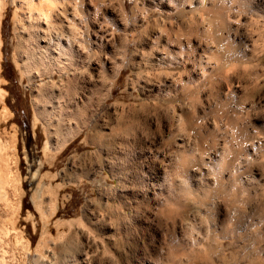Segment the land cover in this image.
I'll return each mask as SVG.
<instances>
[{"label":"rangeland","instance_id":"obj_1","mask_svg":"<svg viewBox=\"0 0 264 264\" xmlns=\"http://www.w3.org/2000/svg\"><path fill=\"white\" fill-rule=\"evenodd\" d=\"M83 1V10L90 16L100 4L98 21L117 37H123L118 22L132 28L123 65L112 78L106 77V71L100 79L86 61H78L74 70L70 67L72 71H58L55 53L40 62L23 18L35 11L37 0L25 6V11L8 0L0 16V141L11 146L0 156L8 160L16 177L14 185L6 188L10 203L0 200V232L8 233L1 234L0 256L8 264H264V0H202L204 6L171 0L172 12L167 7L162 9L165 12L151 11L153 0ZM104 9L112 15L107 17ZM153 19L173 39L165 50L182 49L175 53L187 58L186 63L159 68L148 61L150 43L146 45L144 39L150 38ZM93 21L89 17L84 24V50L88 60L97 62L100 48L92 42ZM209 22L213 24L207 30ZM120 40L113 45L122 54L125 43ZM27 44L30 56H25L43 64L31 65L26 74L20 58ZM208 52L216 57L211 54V66L199 63ZM199 64L212 69L209 81L201 80ZM214 65L219 67L216 72ZM164 73L176 76L175 83L179 86L180 81L183 92L166 93V97L149 94L146 88L160 86ZM103 84H109L108 89ZM41 89L43 96L36 98ZM87 97L97 106L88 104L95 114L82 120L76 110ZM178 115L184 125L179 129ZM69 126L79 129L76 136L55 151L60 134ZM55 128L59 134L53 133ZM180 136L196 145L190 163L186 155L181 156V163L186 164L182 170L191 175L190 180L185 178L187 182L180 178V161L177 165V160L172 161ZM46 142L51 147L48 151L44 150ZM222 144L227 151L247 156L246 167H253H245L240 175L243 188L240 181L234 187L207 184L209 174L202 166L208 158L202 161L201 156L222 150ZM227 170L226 165L224 178ZM254 172L258 182L246 187L244 178ZM237 189L240 194L233 198L231 192ZM53 202V214L41 216L39 210L47 211Z\"/></svg>","mask_w":264,"mask_h":264},{"label":"bare ground","instance_id":"obj_2","mask_svg":"<svg viewBox=\"0 0 264 264\" xmlns=\"http://www.w3.org/2000/svg\"><path fill=\"white\" fill-rule=\"evenodd\" d=\"M14 1H16L17 2V8H20V10L22 9L23 11H25V6H28L30 3H32V1H35V0H13V2ZM38 1V6L37 7H35V11L33 12V11H29V13H28V17L27 16H25L24 15V20L26 21V23H28V30H29V34L27 33V31L25 32V33H27L28 34V36H27V38L30 40V42L34 45V47H36V51L38 52V58L40 59V62H41V60L43 61L44 60V58L46 57V56H51V54L53 53H55L56 55L53 57V61L56 63V66H58V68L56 67V70H62L63 71V68H72V67H76L77 65H78V61L79 62H85L86 61V63H87V65H88V67H90L92 70H95L96 71V73L98 74V77L101 79V78H103L104 77V74H105V72L107 71L108 73H109V75H106V77L108 76L109 78H112V75L114 76L115 74H116V71L118 70V69H120V67H121V65H123L122 63H123V61H124V57H125V53H126V50H127V46H128V41H129V37H128V31L129 30H131L132 28L129 26V25H126V23L125 24H122L121 22H118L117 24L119 25V24H121V26H122V28H121V30L122 31H120V32H123V37H120L119 35H118V37L115 35V32L112 30V29H110L106 24H104V23H102V22H100V21H98V19H97V16H99V13L102 11V9H101V7H100V4L99 5H97L96 6V8H94V14H92V16H90V15H87L85 12H84V10H83V0H37ZM154 1V2H153ZM152 2H153V7H152V9H151V11H155L156 9H161V11L162 12H165L164 10H162L164 7H167V8H171L170 10H171V12L174 10V5L172 6L171 4H170V1L171 0H153ZM191 2V3H193V5H194V3L197 5V4H201V6H204L203 4L205 3H203V1L202 0H187V2ZM193 1V2H192ZM7 2H8V0H0V16H1V14H2V10L6 7V5H7ZM189 2V3H190ZM208 2H210V1H208ZM191 3H190V6H191ZM206 3H207V1H206ZM189 5V4H188ZM106 7V6H105ZM177 7V6H176ZM207 7H209V5L207 6ZM206 7V8H207ZM202 8V7H201ZM176 9V8H175ZM105 10V14H108L107 15V17H109V16H111L112 15V12L111 11H107L106 9H104ZM140 10V9H139ZM202 10H207V9H205V7H203V9ZM144 11H146V10H144ZM160 11V12H161ZM175 11V10H174ZM193 11V9H191V12ZM161 12V13H162ZM168 12H170V11H168ZM194 12V11H193ZM207 12V11H206ZM195 13V12H194ZM193 13V14H194ZM208 13V12H207ZM171 14V13H170ZM192 14V15H193ZM212 14V13H211ZM211 14H209V15H211ZM208 15V16H209ZM221 15V14H220ZM220 15H218V16H220ZM142 16V15H141ZM145 16V15H144ZM168 16V15H167ZM194 16H195V14L193 15V18H194ZM213 16V15H212ZM89 17H91V19H93L94 21H93V27H94V32H95V39L92 41L93 42V44H94V46H97V48H98V46H99V50H100V52H99V59H98V61L97 62H95V61H92V60H88L87 58H86V56L87 55H85V50H84V38H85V33H84V24L88 21V19H89ZM196 17V16H195ZM198 17H201V14H199V16ZM140 18V17H139ZM192 18V17H191ZM203 19H204V17H202ZM210 18V17H209ZM209 18H205V20H207V19H209ZM216 18V17H215ZM158 19V18H157ZM198 19V18H197ZM201 19V18H200ZM202 19V20H203ZM211 19H213L214 21H216L217 19H214L213 17H211ZM219 19H221L220 17H219ZM219 19H218V21H219ZM156 20V19H155ZM193 20V19H192ZM195 20L196 19H194V22L193 23H195ZM205 20H203V21H205ZM221 20H223V18L221 19ZM145 21V20H144ZM159 21V20H158ZM162 21V20H161ZM198 21H199V19H198ZM203 21H201V22H203ZM208 21H210V20H208ZM207 21V22H208ZM263 21V20H262ZM106 22V21H105ZM141 22H143V21H141ZM160 22V21H159ZM212 22V21H211ZM211 22H209V23H207L208 25H207V30H208V26L211 24H213V23H211ZM220 23V22H219ZM162 24V23H161ZM161 24H159L158 22H156V21H154V19L152 20V22L150 23V27H149V33H150V38H149V40L148 41H146L145 42V39H144V43H146V45L148 44V43H150V45H148V46H150V48H149V52H148V56H149V62L152 64V65H156V66H158L159 68L160 67H162V66H166V65H170V64H172V63H186V59H184L185 57H181V55H180V53H182L181 52V50L182 49H179L180 51H174L173 53H171V51L170 50H165V49H167L166 47L167 46H171L172 44H171V42H172V40L173 39H171V37H170V35L169 36H166L165 34H164V27H162V25ZM197 24V23H196ZM195 24V25H196ZM200 24V23H199ZM198 25V24H197ZM201 25V24H200ZM204 25V23L202 24V26ZM206 25V24H205ZM211 25L209 26V27H211ZM220 25V24H219ZM116 26V25H115ZM223 27V25L221 24L220 25V27ZM171 27V26H170ZM204 27V26H203ZM131 28V29H130ZM214 28V27H213ZM219 28V27H218ZM192 29V28H191ZM204 29V28H203ZM205 29H206V27H205ZM221 29V28H220ZM206 30V31H207ZM24 33V34H25ZM147 33V32H146ZM191 34H192V32H190ZM148 34V33H147ZM177 34V33H176ZM175 34V35H176ZM193 35V34H192ZM195 35V34H194ZM23 36V35H22ZM25 36H26V34H25ZM146 36V35H145ZM144 36V37H145ZM178 36V35H177ZM177 36H176V40L179 38H177ZM173 37H174V35H173ZM20 38V37H19ZM18 38V39H19ZM24 38V37H23ZM22 38V39H23ZM121 39L122 38V40H124L123 42L125 43V44H122V42H121V46H123V52H122V54H120L118 51H117V47L115 46V44L113 45V43H114V40H116V39ZM22 39H20V40H22ZM171 39V40H170ZM175 39V38H174ZM20 40H19V42H20ZM29 40H28V43H29ZM122 40H120V41H122ZM179 40V39H178ZM181 40V39H180ZM179 40V41H180ZM119 41V40H118ZM171 41V42H170ZM1 42H2V40H1V36H0V45H1ZM21 42H23V40L21 41ZM143 42V41H142ZM174 42V41H173ZM144 43L142 44V45H144ZM180 43V42H179ZM188 43H189V41H188ZM25 44V43H24ZM22 45V44H21ZM191 45V44H190ZM253 45V44H252ZM25 46V45H24ZM180 46H181V44H180ZM186 46V45H185ZM208 46V45H207ZM210 46V45H209ZM22 47V46H21ZM20 47V48H21ZM31 47V46H30ZM206 47V46H205ZM27 50H26V49ZM96 48V49H97ZM179 48V47H178ZM187 48H189V47H187ZM207 48V47H206ZM19 49V48H18ZM25 49V51L26 52H22V54L23 55H21V56H24L23 58L21 57L20 58V60H21V67H22V69L24 70V72L25 71H29V68L31 67V65H34V64H36V65H38V64H43V62L42 63H40L39 61H35V62H32L31 60H29L30 58L28 57V55L30 56V54H29V49H28V44L25 46V47H23L22 48V50H24ZM119 49V48H118ZM191 49V48H190ZM208 49H210L209 47L207 48V50ZM32 50V49H31ZM109 50V51H108ZM121 50V49H120ZM200 50H202L203 51V49H200ZM206 50V51H207ZM212 50V49H211ZM210 50V51H211ZM28 51V52H27ZM33 51V50H32ZM201 51V52H202ZM49 52V53H48ZM102 52H103V55H102V57H101V54H102ZM109 52L112 54L110 57L109 56H107V55H105V54H108L109 55ZM145 52V51H144ZM144 52L142 51L140 54H142L140 57H142L143 55H144ZM175 52H180L179 54L178 53H175ZM200 52V53H201ZM213 52V51H212ZM212 52H208L209 54H204L203 55V57L205 58L204 59V61H202V60H200L201 58H202V56H200V62L199 63H202V62H204V63H207V64H209V63H211V62H209V60H210V57L212 58V56H211V54H212ZM254 52V51H253ZM28 54L27 56H25V54ZM34 53V52H33ZM48 53V54H47ZM204 53H206V52H204ZM127 54V53H126ZM203 54V53H202ZM213 55V54H212ZM49 56V57H50ZM146 56V55H145ZM147 56V57H148ZM183 56V55H182ZM214 56V55H213ZM48 57V58H49ZM85 57V58H84ZM47 58V57H46ZM214 59L216 58L215 56L213 57ZM212 58V61L214 60ZM86 59V60H85ZM145 59H147V58H145ZM193 59H194V57H193ZM38 60V59H37ZM47 60V59H46ZM49 60V59H48ZM192 60V59H191ZM190 60V61H191ZM258 60V59H257ZM19 61V60H18ZM187 61H188V59H187ZM220 61V60H219ZM218 61V62H219ZM39 62V63H38ZM209 62V63H208ZM216 62V64H217V61H215ZM226 62H227V59H226ZM48 63H50V62H48ZM53 63V62H52ZM179 63V64H180ZM190 63V62H189ZM193 63H194V61H193ZM221 63H223V62H221ZM220 63V64H221ZM54 64V63H53ZM188 64V63H187ZM224 64H225V66L224 67H226V63L224 62ZM47 65V64H46ZM50 65H51V63H50ZM149 65V64H148ZM194 65V64H193ZM204 65H206V64H204ZM210 65V64H209ZM223 65V64H222ZM222 65H220L221 67H223ZM233 65V64H232ZM42 68H43V65H40ZM39 66V67H40ZM49 66V65H48ZM196 66V65H195ZM201 66V64H199V67ZM211 66V65H210ZM209 66V67H210ZM216 65H214V68H215V72H216V68H218V70H219V67H218V65L215 67ZM45 67V66H44ZM194 67V66H193ZM197 68H198V65L196 66ZM196 67H194V68H196ZM204 66H203V64H202V66H201V68H203ZM206 67H207V65H206ZM223 67V68H224ZM228 67H229V69H225L226 70V72H227V70H230V65L228 64ZM41 68V69H42ZM46 68H47V66H46ZM51 68V67H50ZM52 68H54V67H52ZM71 68H70V70H71ZM157 68V67H156ZM164 68V67H163ZM170 68V67H169ZM205 68V67H204ZM203 68V70H201L200 72H199V76H200V78H201V80H203V81H207L208 80V78L210 77H212V75H210V71H212V69L210 70V71H207L206 69H204ZM210 68H212V67H210ZM213 68V69H214ZM234 68V67H233ZM39 69V68H38ZM45 69V68H44ZM73 69V68H72ZM75 69V68H74ZM73 69V70H74ZM223 69V70H224ZM47 71H48V69H46ZM50 70H52V69H50ZM49 70V71H50ZM54 70V69H53ZM225 70H224V72H225ZM44 71V70H43ZM43 71L41 72V73H43ZM48 71V72H49ZM72 71V70H71ZM119 71V70H118ZM117 71V72H118ZM214 71V70H213ZM253 71V70H252ZM23 72V71H22ZM40 72V71H39ZM44 72H46V71H44ZM52 72V71H51ZM229 72V71H228ZM26 73V72H25ZM27 73H29V72H27ZM26 73V74H27ZM198 73V72H197ZM223 73V72H222ZM234 73V72H233ZM157 74V73H156ZM165 74V73H164ZM170 75L172 74V72H170L169 73ZM176 74V73H175ZM175 74H172L173 76L175 75ZM196 74V73H195ZM152 75V74H151ZM163 75V74H162ZM166 75V74H165ZM177 75V74H176ZM208 75H209V77H208ZM219 75V74H218ZM220 75H222L221 73H220ZM148 76V75H147ZM226 76V75H225ZM256 76V75H255ZM157 77H159V76H157ZM177 77H178V75H177ZM182 77V76H181ZM231 77V76H230ZM254 77V76H253ZM259 78L261 77L260 75L258 76ZM152 78V77H151ZM154 78V77H153ZM175 79H176V76L174 77ZM174 78L173 77H171V76H165V78H164V80H162L160 83H161V85L160 86H152V85H150V86H148V88H146V91L150 94L151 92H156V94L155 95H160V96H164V97H166L167 96V94L166 93H170L171 94V92H174L176 95H178V92L180 91V92H183V90H181V88L179 89V86H180V81H179V86H177V83H175V81L177 82V80H174ZM226 77H224V79H225ZM107 79V78H106ZM178 80H180V77L179 78H177ZM205 79V80H204ZM207 79V80H206ZM228 79V78H227ZM108 80V79H107ZM111 81V80H110ZM209 81V80H208ZM228 81H230L229 79L227 80V82ZM69 82V81H68ZM73 82V81H72ZM76 82V81H75ZM75 82H73V83H75ZM153 82V81H152ZM231 82V81H230ZM241 82V81H240ZM258 82V81H257ZM183 83V82H182ZM196 83V82H195ZM233 83V82H232ZM71 84V83H70ZM145 84V83H144ZM157 84V83H156ZM77 85V84H76ZM107 85H109V84H107ZM106 84H103V87L105 88V89H108V86H107ZM155 85V84H154ZM183 86H186V85H184V83L182 84ZM241 85V84H240ZM95 86V85H94ZM239 86V85H238ZM41 87V86H40ZM71 87H73V88H75V85H71ZM69 88V89H71L72 90V88ZM109 88H110V86H109ZM144 88V87H143ZM184 87H182V89H183ZM44 90V89H43ZM43 90L41 89V90H39V92H38V95H36L35 97L36 98H39V96L41 97V96H43ZM38 91V90H37ZM107 91V90H106ZM109 91V90H108ZM188 91H189V88H188ZM0 92H1V90H0ZM42 92V93H41ZM186 92H187V89H186ZM190 92V91H189ZM3 93V92H2ZM96 93V92H95ZM184 93H185V90H184ZM191 93V92H190ZM166 94V95H165ZM173 94V93H172ZM189 94V93H188ZM187 94V95H188ZM69 95L70 96H72L71 95V93H69ZM155 95H154V97H155ZM180 95H181V93H180ZM183 95V94H182ZM181 95V96H182ZM51 96V95H50ZM91 96V95H90ZM108 95L107 94H105V96H102V100H103V97H107ZM181 96H179V97H181ZM1 97V96H0ZM153 97V96H152ZM157 97V96H156ZM158 98V97H157ZM176 98V97H175ZM182 98V97H181ZM3 99V98H2ZM145 99V98H144ZM150 99V98H149ZM156 99V98H155ZM1 100V99H0ZM36 100V99H35ZM102 100H100L101 102H102ZM158 100V99H157ZM159 100H160V98H159ZM162 100V99H161ZM165 100V99H164ZM170 100H171V98H170ZM172 100H174V99H172ZM38 101H39V99H38ZM154 101V100H153ZM162 102H163V100H162ZM92 103V105H90L91 107L94 105L93 104V101L91 100V99H89L88 97H87V99L85 100L84 99V102L82 103V106L80 107V109L78 108V106H77V110H76V113H78L77 115H79V117L81 116V119L83 120V119H85V120H89L91 117H93V115L95 114H93V112L91 111V113H90V110H92L91 109V107L88 109V104H91ZM100 103V102H99ZM98 103V104H99ZM101 104V103H100ZM145 104V103H144ZM102 105V104H101ZM147 105V104H146ZM145 105V106H146ZM181 105V104H180ZM95 106H97V105H94V107ZM100 106V105H99ZM103 107V106H102ZM153 107H154V105H153ZM166 107H168V106H166ZM177 107V106H176ZM180 107V106H179ZM97 108V107H96ZM96 108L93 110V111H95L96 110ZM158 108V107H157ZM60 109H61V107H60ZM102 109V108H101ZM146 110H147V107L145 108ZM175 109V108H174ZM173 109V110H174ZM187 109V108H186ZM161 110H162V108H161ZM176 111L178 110V112H180L179 111V109H175ZM174 110V111H175ZM188 110H189V107H188ZM99 111H100V109H99ZM48 112V111H47ZM156 112V111H155ZM170 112V111H169ZM37 113H39V112H37ZM36 113V115L37 116H39V114H37ZM154 113V112H153ZM163 113V112H162ZM93 114V115H92ZM172 114V113H171ZM175 114V113H174ZM184 114V113H183ZM158 115V114H157ZM166 115V114H165ZM164 115V116H165ZM177 114H175V116H176ZM36 116V117H37ZM174 116V117H175ZM183 116V115H182ZM60 117V116H59ZM178 118L177 119H175L176 120V126H177V128L179 129V127H181V125L183 124V123H181L182 121H181V116H177ZM39 118H40V116H39ZM158 118V117H157ZM164 118H167V117H164ZM169 118H170V116H169ZM168 118V119H169ZM169 121V120H168ZM167 121V122H168ZM175 122V121H174ZM84 123V122H83ZM158 123V122H157ZM85 124V123H84ZM87 124V123H86ZM166 124H168V123H166ZM173 124V123H172ZM160 125V124H159ZM170 125V124H169ZM174 125V124H173ZM171 126V125H170ZM183 127H184V125H182ZM59 126H57V128H58ZM168 127V126H167ZM189 127V126H188ZM92 128H95V127H92ZM186 128V127H185ZM60 129L61 130H63L61 127H60ZM171 129V128H170ZM175 129V128H174ZM182 129V128H181ZM188 129V128H187ZM55 131H53V133H60L59 132V130L57 131V129L55 128L54 129ZM77 130H79V129H77ZM76 130V128H73V127H71V126H69V127H67L65 130H64V133H65V131H66V133L65 134H60L61 136V138H62V140H60V141H58L57 142V145H56V147H54V150L56 151V150H59L60 148H62V146H64L67 142H69V140L70 139H72L74 136H76V134H77V131ZM194 130V129H193ZM174 131V130H173ZM176 132V131H175ZM174 132V133H175ZM192 132V131H191ZM178 133V132H177ZM193 133V132H192ZM191 135V134H190ZM170 136H172V135H170ZM186 136V135H185ZM196 136V135H195ZM58 137H59V135H58ZM170 138V137H169ZM169 138H168V140H169ZM178 141H177V143L175 144L176 145V150H177V157L176 158H174L172 161L174 162V160H177V161H175V163L177 162L178 163V161H180V163H178V165L180 164V166H178V168L180 169V170H182V168H183V166L184 165H186V164H184L183 162L181 163V156L182 157H184V155H186L185 157H187V159H186V162H187V160L190 158V156L189 155H192V154H194V149L196 148V145H195V141H193V142H190V144H188L187 143V140H186V138L184 137V136H180V137H178V139H177ZM189 141H190V139H189ZM11 142V141H10ZM261 142V141H260ZM259 142V139L258 140H256V146H258V144L260 143ZM225 144V143H224ZM224 144H222V150H220V151H217L216 153H214V154H208V156H206V155H202L201 156V160L202 161H204V159L205 158H208V161L207 162H205L204 161V163L203 164H205V165H203L202 166V168H203V170H206L207 171V173L209 174V175H212V176H209L208 175V179H207V184L209 183V185H211V186H221V187H226V186H228V187H234L235 186V182H238V181H240V185H242V181H243V178H242V176H240L241 175V173L243 172V171H246L247 169H248V167L250 168V167H252V166H248V167H246L247 166V164H248V162H247V160L246 159H248V157L246 158L245 156H240L239 155V153L238 152H232V151H230V150H232V149H230V150H228L229 152H231V155L230 156H228L229 155V152L227 151V149H225V147L224 146H226V145H224ZM8 142H4V141H0V152H3V151H5L6 149H8ZM13 146V145H12ZM11 146H9V148H10ZM259 147V146H258ZM51 147L49 146V143L48 142H46L45 143V146H44V150L45 151H48V149H50ZM12 149V148H11ZM9 150V149H8ZM53 150V151H54ZM50 151V150H49ZM234 151V150H233ZM226 152H228L227 154L228 155H226ZM6 153V152H5ZM10 153V152H9ZM50 153H51V151H50ZM171 153V152H170ZM213 153V152H212ZM1 154V153H0ZM53 154H55V153H53ZM175 154V153H174ZM184 154V155H183ZM2 155V154H1ZM4 155V154H3ZM6 155H8V154H6ZM47 155V154H46ZM169 155V154H168ZM10 156V155H9ZM193 156V155H192ZM203 156H206V157H203ZM3 156H0V200H3L1 203H5L6 201H8L7 203H10L9 202V200H7V197H5L6 196V188H7V186L8 185H10V184H13L14 185V181L16 182V177L12 174V169H10V166H9V162H8V160L6 159V158H2ZM5 157H8V156H5ZM165 157V156H164ZM175 157V156H174ZM245 157V158H244ZM13 158V157H12ZM169 158V157H168ZM192 159H193V157H191ZM204 158V159H203ZM9 159H11V158H9ZM167 159V158H166ZM192 159H191V164L194 162H192ZM165 160V159H164ZM171 160V158H169L168 159V161H170ZM184 160H185V158H184ZM194 160V159H193ZM206 160V159H205ZM12 161V160H11ZM167 161V160H166ZM14 163V162H13ZM177 163H176V165H177ZM187 163H190V159H189V162H187ZM252 163V162H251ZM182 164H184L183 166H182ZM200 164V163H199ZM250 164V163H249ZM264 164V163H263ZM228 166V169L229 170H227L228 171V174L226 175V177L224 178L223 177V175H222V172H223V169H224V167L225 166ZM251 165V164H250ZM166 166V165H165ZM12 167V166H11ZM245 167L247 168V169H245ZM177 168V169H178ZM185 168V167H184ZM253 168V167H252ZM178 169V170H179ZM185 169H187V168H185ZM245 169V170H244ZM183 171V176L181 175L180 176V178L181 179H183V181H185V178H187V180H190V178L189 177H191V175L190 174H188V171H184V170H182ZM257 171V170H256ZM164 172V171H163ZM198 173H200V171L198 172ZM201 173H202V171H201ZM255 173V172H254ZM260 173V172H259ZM164 174V173H163ZM165 174H166V172H165ZM261 174V173H260ZM201 175H203V173L201 174ZM205 175V174H204ZM207 175V174H206ZM255 175H258V173L256 172L255 174H253V175H250V176H248V177H245L244 178V184L246 185V187L247 186H254L255 185V183H257L256 182V178H255ZM17 176V175H16ZM18 177V176H17ZM241 177V178H240ZM189 178V179H188ZM264 179V178H263ZM232 181V182H231ZM260 181V180H259ZM262 181V180H261ZM18 182V181H17ZM185 182H187V181H185ZM223 182H226V184L224 185V183ZM231 183V184H230ZM18 184V183H17ZM259 184V183H258ZM12 185V186H13ZM232 185V186H231ZM17 186V185H16ZM15 188V186L14 187H12V189H14ZM214 188V187H213ZM242 188H243V185H242ZM220 189V188H219ZM246 189V188H245ZM15 190V189H14ZM14 190H12L14 193L16 192V190L14 191ZM17 191H18V189H17ZM8 193H9V191H8ZM232 193V196H233V198H238L237 196L240 194V191H239V189H237L236 191H232L231 192ZM16 194V193H15ZM14 194V195H15ZM18 194V193H17ZM9 195H10V193H9ZM12 197H14V196H12ZM240 197V196H239ZM10 199V198H9ZM11 201V200H10ZM37 202V201H36ZM40 202V201H39ZM11 204H13V202L11 203ZM10 204V205H11ZM37 204V203H36ZM35 204V205H36ZM39 204V203H38ZM9 205V204H8ZM14 205V204H13ZM3 206V205H2ZM7 206V205H6ZM38 206V208H40V206L39 205H37ZM10 207V206H9ZM13 207V206H12ZM12 207H11V209H12ZM14 208V207H13ZM16 209H17V206H16ZM2 210V209H1ZM5 210V209H4ZM3 210V211H4ZM236 210V209H235ZM2 211V212H3ZM9 211H10V208H9ZM55 211V204H54V202L53 203H51V205H49V208H48V210L47 211H43L42 209H40L39 210V212H41V216H45V215H48V214H51L52 212H54ZM11 212V211H10ZM13 212H14V210H13ZM5 213V212H4ZM7 213V212H6ZM5 213V214H6ZM8 215H9V212L7 213ZM53 214V213H52ZM13 216V214H11L10 213V216ZM50 216V215H49ZM3 217V216H2ZM48 217V216H47ZM5 218V217H4ZM11 218V217H10ZM12 220V219H11ZM3 221V220H2ZM9 222V224H11V221H8ZM13 222V221H12ZM5 223H7V222H5ZM12 225V224H11ZM7 225H5V227H6ZM2 227V226H1ZM4 227V226H3ZM2 227V228H3ZM7 227H9V226H7ZM5 229V228H4ZM5 233V235H6V232H7V230H1V232H0V238H4V234H3V236L1 237V234L2 233ZM7 235H8V233H7ZM6 235V236H7ZM10 235V234H9ZM20 237V236H19ZM16 238V237H15ZM18 238V237H17ZM19 240V239H18ZM4 241V240H3ZM20 241V240H19ZM19 241H18V243H19ZM5 242V241H4ZM23 242V241H22ZM20 243H21V241H20ZM5 245V244H4ZM22 245V244H21ZM2 247V246H1ZM4 247V246H3ZM23 248H28L27 246L26 247H23ZM24 251V250H23ZM4 256V255H3ZM0 257H2V255L0 256ZM83 261V260H82ZM0 264H8L5 260H3V257L2 258H0Z\"/></svg>","mask_w":264,"mask_h":264}]
</instances>
